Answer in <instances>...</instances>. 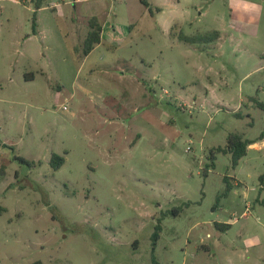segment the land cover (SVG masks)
<instances>
[{
    "label": "rangeland",
    "instance_id": "374dc122",
    "mask_svg": "<svg viewBox=\"0 0 264 264\" xmlns=\"http://www.w3.org/2000/svg\"><path fill=\"white\" fill-rule=\"evenodd\" d=\"M35 1L0 0V264H264V40L215 58L205 39L164 34L140 0H44L45 37ZM83 6L139 26L79 61ZM232 134L259 144L235 168L216 152Z\"/></svg>",
    "mask_w": 264,
    "mask_h": 264
},
{
    "label": "crops",
    "instance_id": "0c3cea01",
    "mask_svg": "<svg viewBox=\"0 0 264 264\" xmlns=\"http://www.w3.org/2000/svg\"><path fill=\"white\" fill-rule=\"evenodd\" d=\"M202 1L203 0H164L163 4L155 5L149 0L153 7V12H149V14L151 18L155 20L156 25L154 26L159 27L163 33L167 34L169 37L181 42H186L181 40L182 35L187 37L207 35L209 41H211L210 43H212L213 47L217 50V54L214 56L215 58L223 57L228 51L232 55H236V51L245 44L256 46L263 42V33L260 29L261 22L264 19V0H207L208 5L206 7H203L202 4L204 2ZM75 8L78 10L77 6H75ZM194 9L196 10L197 15H194ZM42 10L43 7L38 12ZM60 10L61 9L59 8L54 11L58 14V17L60 16L59 13L63 14V11ZM84 11L86 13L84 22L87 29L86 35L89 33L90 19L97 17L102 25V38L104 42L97 45L88 56L82 59V62L88 60L100 47H103L106 50H115L118 47L125 45L128 39H132L131 32L139 26L140 18L139 20L137 19V22L130 24L129 30L126 34L123 29H118L117 25H111L100 15L94 14L89 7L83 6L79 9V12ZM80 18V16H77L75 21L79 23L78 21L81 20ZM204 21H211V24L215 29L198 32L192 36L186 35L183 31L184 26L194 27L197 23H202ZM132 25L135 26L134 29L131 28ZM78 26L79 25H77L76 29L72 31V36H77L78 30L80 29ZM47 32L45 26H38L37 23V31L34 35H44L46 37V35H48ZM216 33H218V36ZM67 35L69 36L70 34ZM86 38L87 36H84V42ZM197 51V49H194L193 52ZM246 52L250 53L251 58L255 56L249 46L246 47ZM201 53L202 52L199 54L197 53V55L201 56ZM72 54L78 59L74 51H72ZM263 56L264 51L262 53V60L264 61ZM236 57L237 59L241 58V56L238 55H236ZM227 67L226 64L216 65L208 63L206 68L203 69L209 73L212 72L221 75ZM231 67L235 70L237 69L235 65ZM155 77L158 83L161 76L156 73ZM90 96H92V94H90ZM93 99L100 102L99 98L96 99L93 97ZM251 148H259V144L256 143L251 145L248 151Z\"/></svg>",
    "mask_w": 264,
    "mask_h": 264
},
{
    "label": "trees",
    "instance_id": "16d2710c",
    "mask_svg": "<svg viewBox=\"0 0 264 264\" xmlns=\"http://www.w3.org/2000/svg\"><path fill=\"white\" fill-rule=\"evenodd\" d=\"M141 3L149 10L150 13L153 12V7L152 4L149 2V0H140ZM43 2L44 0H36L34 3V23H33V27H34V33L36 32V25H37V15H38V11L43 7ZM218 36V33H216ZM205 39L208 42L209 41V37H207V35L205 36H199V38H197V36L195 37H187L182 35L181 36V40H184L186 42L189 41H195L197 39ZM103 38H102V25L100 24L99 20L97 17H93L92 19H90L89 22V33L87 35V38L84 42L83 45V49L82 51L79 53H77V50L74 51L75 55H77L78 59L82 60L83 58H85L86 56H88L93 50L94 48L103 43ZM264 58V56H263ZM257 106L264 111V103L262 102H258ZM259 140H264V131L261 134V136L259 137ZM257 140H250V139H245L243 135L241 134H232L228 137L227 140V145L225 148H218L216 149V152L218 153H223V154H230L232 156V161H233V166L234 168L237 167L240 164V161L247 156L248 154V149L251 145L256 144ZM65 163V158L54 154L52 156L51 159V165L55 170H59ZM260 182H261V190L264 191V175L261 176L260 178ZM231 188V186L229 185V189ZM228 228L231 227V225H227ZM161 224H158L155 230V233L153 234V251H155L158 240L160 238V233H161ZM155 264H157L156 261H154Z\"/></svg>",
    "mask_w": 264,
    "mask_h": 264
}]
</instances>
